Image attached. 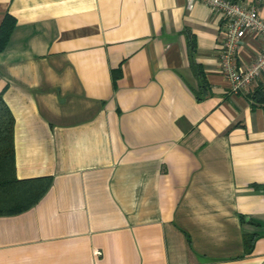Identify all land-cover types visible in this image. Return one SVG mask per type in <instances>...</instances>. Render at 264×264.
Returning <instances> with one entry per match:
<instances>
[{
	"label": "crops",
	"instance_id": "crops-1",
	"mask_svg": "<svg viewBox=\"0 0 264 264\" xmlns=\"http://www.w3.org/2000/svg\"><path fill=\"white\" fill-rule=\"evenodd\" d=\"M236 1L264 15V0ZM6 17L14 176L49 185L0 214V264H264V74L231 91L221 14L199 0H0ZM263 47L246 34L237 65Z\"/></svg>",
	"mask_w": 264,
	"mask_h": 264
},
{
	"label": "built area",
	"instance_id": "built-area-1",
	"mask_svg": "<svg viewBox=\"0 0 264 264\" xmlns=\"http://www.w3.org/2000/svg\"><path fill=\"white\" fill-rule=\"evenodd\" d=\"M190 8L195 0H186ZM198 1V0H197ZM214 13L221 14L222 39L219 48L220 73L229 81L232 92L247 89L264 74V47L246 67L236 63L237 50L246 34L264 40V15L256 8L236 0H199Z\"/></svg>",
	"mask_w": 264,
	"mask_h": 264
},
{
	"label": "trees",
	"instance_id": "trees-1",
	"mask_svg": "<svg viewBox=\"0 0 264 264\" xmlns=\"http://www.w3.org/2000/svg\"><path fill=\"white\" fill-rule=\"evenodd\" d=\"M12 20L5 18L0 27V50L11 30ZM255 96H263L257 90ZM13 116L0 96V214H11L33 205L49 185L48 177L19 180L14 176ZM251 235H244L246 250Z\"/></svg>",
	"mask_w": 264,
	"mask_h": 264
}]
</instances>
